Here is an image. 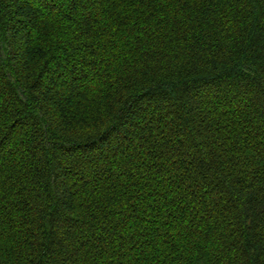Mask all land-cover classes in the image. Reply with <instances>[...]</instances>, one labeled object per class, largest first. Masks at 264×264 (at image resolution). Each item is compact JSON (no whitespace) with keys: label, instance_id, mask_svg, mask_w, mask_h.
Here are the masks:
<instances>
[{"label":"trees","instance_id":"1","mask_svg":"<svg viewBox=\"0 0 264 264\" xmlns=\"http://www.w3.org/2000/svg\"><path fill=\"white\" fill-rule=\"evenodd\" d=\"M0 264H264V0H0Z\"/></svg>","mask_w":264,"mask_h":264}]
</instances>
